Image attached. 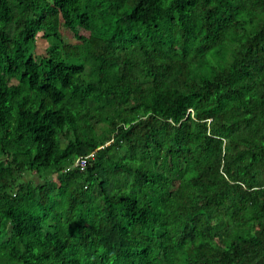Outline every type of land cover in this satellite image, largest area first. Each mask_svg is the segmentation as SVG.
Returning <instances> with one entry per match:
<instances>
[{
	"label": "trees",
	"instance_id": "trees-1",
	"mask_svg": "<svg viewBox=\"0 0 264 264\" xmlns=\"http://www.w3.org/2000/svg\"><path fill=\"white\" fill-rule=\"evenodd\" d=\"M0 264H264V0H0Z\"/></svg>",
	"mask_w": 264,
	"mask_h": 264
},
{
	"label": "rangeland",
	"instance_id": "rangeland-1",
	"mask_svg": "<svg viewBox=\"0 0 264 264\" xmlns=\"http://www.w3.org/2000/svg\"><path fill=\"white\" fill-rule=\"evenodd\" d=\"M39 35L36 42L35 53L38 55H44L46 53V47L50 44H57V40L54 38L41 39Z\"/></svg>",
	"mask_w": 264,
	"mask_h": 264
},
{
	"label": "built area",
	"instance_id": "built-area-1",
	"mask_svg": "<svg viewBox=\"0 0 264 264\" xmlns=\"http://www.w3.org/2000/svg\"><path fill=\"white\" fill-rule=\"evenodd\" d=\"M94 158V151L90 152L87 155L79 156L77 157L74 162L72 163V167H79L81 169H84L87 164L89 163L90 159Z\"/></svg>",
	"mask_w": 264,
	"mask_h": 264
}]
</instances>
